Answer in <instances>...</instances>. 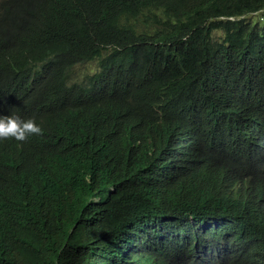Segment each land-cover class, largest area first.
<instances>
[{
	"label": "trees",
	"instance_id": "1",
	"mask_svg": "<svg viewBox=\"0 0 264 264\" xmlns=\"http://www.w3.org/2000/svg\"><path fill=\"white\" fill-rule=\"evenodd\" d=\"M184 91L236 94L227 160L263 186L264 0H1L0 264H73L98 237L164 215L208 162L193 141L175 166ZM237 223L264 238V208Z\"/></svg>",
	"mask_w": 264,
	"mask_h": 264
},
{
	"label": "clouds",
	"instance_id": "2",
	"mask_svg": "<svg viewBox=\"0 0 264 264\" xmlns=\"http://www.w3.org/2000/svg\"><path fill=\"white\" fill-rule=\"evenodd\" d=\"M223 94L216 104L188 91L175 95L186 100L172 123L175 166L189 155L193 141H198L205 148L201 157L208 160L204 165L197 159L202 176L191 186H182L174 201L167 203L164 215L140 216L109 237H98L96 251L84 247L73 264H264V238L237 223L246 209L264 208V185H251L244 165L228 163L234 134L243 127L231 131L222 116L228 113L239 118L244 110L234 107L238 101L234 92ZM248 121L251 126V116ZM231 126L237 128L234 121ZM250 133L253 136L254 130ZM207 142L212 144L210 149ZM252 143L264 151L262 133L254 135ZM229 190L238 193L232 195L235 204H220ZM238 206L240 213L235 212Z\"/></svg>",
	"mask_w": 264,
	"mask_h": 264
},
{
	"label": "rangeland",
	"instance_id": "3",
	"mask_svg": "<svg viewBox=\"0 0 264 264\" xmlns=\"http://www.w3.org/2000/svg\"><path fill=\"white\" fill-rule=\"evenodd\" d=\"M98 69V60H94L88 63L84 64H78L75 67V72L77 75H87V74H92Z\"/></svg>",
	"mask_w": 264,
	"mask_h": 264
}]
</instances>
